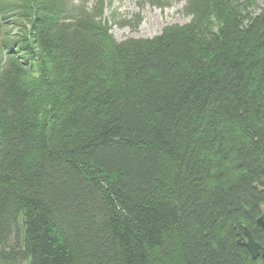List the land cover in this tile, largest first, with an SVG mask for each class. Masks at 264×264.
<instances>
[{"label":"trees","instance_id":"trees-1","mask_svg":"<svg viewBox=\"0 0 264 264\" xmlns=\"http://www.w3.org/2000/svg\"><path fill=\"white\" fill-rule=\"evenodd\" d=\"M261 2L116 40L104 0H0V264H264Z\"/></svg>","mask_w":264,"mask_h":264},{"label":"rangeland","instance_id":"rangeland-1","mask_svg":"<svg viewBox=\"0 0 264 264\" xmlns=\"http://www.w3.org/2000/svg\"><path fill=\"white\" fill-rule=\"evenodd\" d=\"M104 1V16L111 24L110 32L116 40L126 37H152L166 25L183 24L189 20L182 12L185 0H159L161 4H155V0ZM261 4L264 5L263 2ZM135 15L139 16V22L134 26L132 24H135ZM126 21L131 23L120 24Z\"/></svg>","mask_w":264,"mask_h":264},{"label":"water","instance_id":"water-1","mask_svg":"<svg viewBox=\"0 0 264 264\" xmlns=\"http://www.w3.org/2000/svg\"><path fill=\"white\" fill-rule=\"evenodd\" d=\"M256 222L264 229V214H261ZM236 243L244 246L248 250L252 259L258 257L264 258V245H261L254 239L251 231L247 227H243L242 234L236 240Z\"/></svg>","mask_w":264,"mask_h":264}]
</instances>
